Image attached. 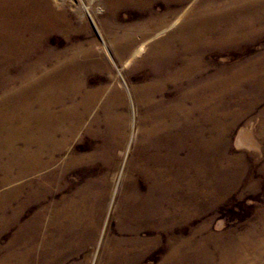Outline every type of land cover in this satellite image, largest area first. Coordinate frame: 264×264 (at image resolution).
Wrapping results in <instances>:
<instances>
[{
	"label": "bare ground",
	"instance_id": "bare-ground-1",
	"mask_svg": "<svg viewBox=\"0 0 264 264\" xmlns=\"http://www.w3.org/2000/svg\"><path fill=\"white\" fill-rule=\"evenodd\" d=\"M98 1L105 15L112 16L130 5L143 7L148 15L140 25L124 27L121 33L114 31L119 35L111 41L116 59L122 66L129 65L131 71L127 76L129 91L137 110L131 161L143 182L142 186L134 179L123 183L117 206L119 227L133 231L138 225L149 227V231L162 228L168 232L173 223L190 221L193 214H202L230 192L234 191L237 197L245 194L252 186L255 166L259 164L258 169L264 174V163L256 161L251 150L230 148L228 137L229 130L264 100V52L227 70L221 63L208 74L205 65H197L201 52L192 58L188 55L195 45L187 44L189 40L186 43L184 33H194L196 37L204 31L220 33L213 38L217 46L237 45L242 37H261L262 33L255 32L264 30V20L254 19L241 28L237 25L239 20L229 19L231 13L251 7L244 0L206 12L197 10L187 19L183 18L188 7L185 0ZM157 2L158 9L154 8ZM2 4L7 11L0 15V183L40 175L48 161L55 158L32 160L23 148L26 146L51 147L59 154L63 146L83 139L85 148L95 149L93 154L83 155V161L111 156L125 139L127 103L118 80L116 85L87 88V76L93 71L105 74L100 81L115 78L99 48L73 33V17L74 23L82 27L86 24L78 4L65 0H0ZM173 17L178 24L168 31ZM102 27L107 31L104 22ZM157 30L167 33L156 40ZM51 33H59L62 40H52ZM201 58L202 61L204 55ZM98 99L100 106L91 112ZM33 114L37 115L34 120L29 118ZM33 122L40 127L42 139L30 134ZM237 131V144L257 145L256 137L245 129ZM88 188L79 191L75 203L86 207ZM20 189L6 190L0 209L8 198H16ZM210 192L214 197L206 204ZM95 193L101 194L102 188ZM20 213V208L13 209L7 221L0 220V227L17 222ZM59 213L62 217L67 215L64 208ZM72 214L76 226L90 223L85 208ZM206 226L189 231V237L181 243L185 250L178 252L181 258L210 264L209 252L215 250L220 251L223 264L264 262V221L259 217L248 224L246 240L226 237L219 242L221 233H212V249L201 242L193 244L201 241L200 232ZM20 228L19 238L25 239V226ZM196 246H202L201 253L196 252L193 257ZM108 254L113 261H121L116 251ZM132 257L128 258L131 263L136 259Z\"/></svg>",
	"mask_w": 264,
	"mask_h": 264
},
{
	"label": "rangeland",
	"instance_id": "rangeland-1",
	"mask_svg": "<svg viewBox=\"0 0 264 264\" xmlns=\"http://www.w3.org/2000/svg\"><path fill=\"white\" fill-rule=\"evenodd\" d=\"M239 1L243 0H185L188 7L183 18L187 19L197 10H201L200 13L206 12L228 4H239ZM244 1H249L251 7L248 10L242 9L243 11L236 10L237 12L228 16L229 19L239 20L237 25L240 27L251 24L254 19L256 21L264 20V0ZM65 2L71 5L78 4L79 6H76L85 17L86 24L83 27L78 23H74L75 19L72 18V25L76 29L73 33L79 35L78 39L88 41L92 45L94 43V46L99 48L110 67V73L115 78V81L106 77L100 81L105 74L93 71L87 76V88L92 89L100 84L108 86L107 83L116 85L117 80L121 84V90L127 103L125 139L120 146L113 150L111 156L105 157V160L90 158L88 161H83L81 159L83 155H91L95 152V149L91 146L86 148L83 146V139L74 140L69 146H63L59 154L53 152L51 147H23L27 157L32 160L44 161L54 156L55 158L48 161V165L41 169L42 174L40 175H26L5 184L0 183V202L6 199V190L15 187L21 188L16 198H8L6 204H3L4 207L1 206L0 209L2 223L7 221L13 209H21L17 222L3 224L2 228L0 227V264H119L121 261L128 262V264H188L190 261L181 258L182 254L178 253L184 247V244L181 243H184L185 240L183 241V239L189 237L190 230L199 228L202 224L207 226L201 229V241L196 240L193 244L201 242L208 249H212L211 235L218 231L221 233V236L218 237L219 240H217L219 242L226 237H238V239L246 240L245 234L249 228L247 227L248 224L254 221L255 217H259L264 221V174L258 169L260 168L259 164L255 166L256 172L251 173L255 176L252 179V186L247 188L248 191L245 194L237 197L234 191L230 192L227 198L217 202L216 205L214 204L215 206L210 205L211 207H208V210L203 211L202 214L197 216L193 214L190 221L173 223L172 229L168 232L162 228L157 231H149V227L138 225L135 227L136 230L133 231L119 227L117 206L119 191L123 187V183L134 179L142 186L143 182L141 175H138L139 173L135 169V164L131 161L134 139L137 135V110L132 101L133 99H131L130 80L127 77L131 75V71L128 70L129 65L122 66L116 59V55L112 51L111 41L116 39L115 36L117 37L118 33H121L122 28L134 23L140 25V23L142 24L147 20L148 15L143 7L140 8L137 5L121 8L111 16L105 15L98 0H65ZM172 3L175 4L176 2L172 1ZM159 7L160 2L155 3L154 8L158 9ZM6 9L5 5H0V15H6ZM102 16L106 19L104 20ZM103 22L107 26V31L103 30ZM172 22L168 31L177 26L176 17H173ZM253 27L255 28L256 25H253ZM114 31H118V33H113ZM252 32L254 33V31ZM155 33H158L155 35L157 40L167 32L157 30ZM255 33H262L261 37L248 35L240 38L237 45L227 44L222 47L217 46L213 39L220 33L210 34L204 31L200 37H196L194 33H184V36L188 38L185 39L186 43L188 40L190 42L187 44L195 45L191 46L188 55L192 58L197 52H201L200 62L197 65L199 64V67L205 65L206 72L210 74L222 64L223 68L227 70L242 64L251 55L264 52V30ZM49 36L52 40H62L59 33H51ZM249 36L253 37L248 38ZM199 42L201 43L199 44ZM141 53L143 54V51ZM203 55L204 59L201 61ZM99 106L100 99L96 100L91 112L96 111ZM32 117L34 120L37 115H29V118ZM31 127L33 128L30 132L32 137L42 139L43 134L40 127L36 126L34 122ZM240 129H245L247 133L256 137L255 144L257 143V145L237 144L236 132ZM229 133L230 148L245 152L251 150L254 152L255 157L253 156V158L263 164L264 100L256 105L253 112L246 115L234 128L230 129ZM250 162L251 160L248 161V163ZM84 187H89L86 194L88 195L86 207L81 204L78 205L74 201L79 196V191L83 190ZM100 187L103 194L97 195L95 190L100 192ZM240 187L238 186L237 190ZM39 190L40 192H38ZM93 193L95 196L91 197L90 195H94ZM80 194L83 195L84 193ZM211 194L212 192H210L206 204L213 199L214 196ZM62 207L64 212H67V216H56V213L63 209ZM84 208L86 209L87 220H90V223L82 222L77 228L72 213L83 211ZM97 208H99L98 211ZM167 213L170 212L167 211ZM92 219L96 220L94 224ZM23 225L26 230L25 239L19 238V229ZM166 235L168 238H165ZM153 236H156V238H153ZM201 248L202 246L198 247L197 250H192V256L194 257L196 252L201 253ZM112 251L119 253L121 261L117 260L115 262L112 258L107 257L109 256L107 253ZM219 252L210 250V264H223L221 261L222 255ZM132 255V258L135 257L136 259L131 263L128 258ZM189 264L196 263L192 260ZM201 264L203 263L201 262ZM256 264H264V262L259 260Z\"/></svg>",
	"mask_w": 264,
	"mask_h": 264
},
{
	"label": "crops",
	"instance_id": "crops-1",
	"mask_svg": "<svg viewBox=\"0 0 264 264\" xmlns=\"http://www.w3.org/2000/svg\"><path fill=\"white\" fill-rule=\"evenodd\" d=\"M48 165V164H47ZM47 165H45L44 167H46ZM38 192H40V190L38 191ZM78 197V196H77ZM56 216H61V214H59V211H58V213H56ZM67 215H65V217H66ZM62 217V216H61ZM79 225H81V224H79ZM78 225V226H79ZM61 226V225H60ZM76 226V225H75ZM77 227V226H76ZM78 228V227H77ZM72 236H74V235H72Z\"/></svg>",
	"mask_w": 264,
	"mask_h": 264
}]
</instances>
